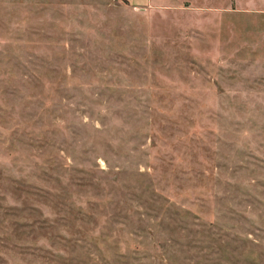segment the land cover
I'll use <instances>...</instances> for the list:
<instances>
[{"label": "rangeland", "instance_id": "rangeland-1", "mask_svg": "<svg viewBox=\"0 0 264 264\" xmlns=\"http://www.w3.org/2000/svg\"><path fill=\"white\" fill-rule=\"evenodd\" d=\"M0 0V264H264V0Z\"/></svg>", "mask_w": 264, "mask_h": 264}, {"label": "crops", "instance_id": "crops-1", "mask_svg": "<svg viewBox=\"0 0 264 264\" xmlns=\"http://www.w3.org/2000/svg\"><path fill=\"white\" fill-rule=\"evenodd\" d=\"M129 4L134 6H144L150 2V0H127ZM236 6L240 5L239 0H233Z\"/></svg>", "mask_w": 264, "mask_h": 264}]
</instances>
